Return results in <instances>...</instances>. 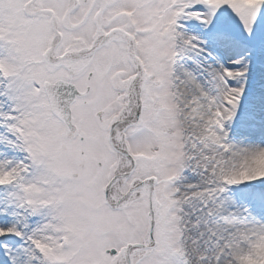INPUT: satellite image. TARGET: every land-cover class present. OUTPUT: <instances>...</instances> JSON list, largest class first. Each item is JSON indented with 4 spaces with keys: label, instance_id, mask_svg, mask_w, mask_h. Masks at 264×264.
I'll use <instances>...</instances> for the list:
<instances>
[{
    "label": "snow or ice",
    "instance_id": "obj_1",
    "mask_svg": "<svg viewBox=\"0 0 264 264\" xmlns=\"http://www.w3.org/2000/svg\"><path fill=\"white\" fill-rule=\"evenodd\" d=\"M0 264H264V0H0Z\"/></svg>",
    "mask_w": 264,
    "mask_h": 264
}]
</instances>
